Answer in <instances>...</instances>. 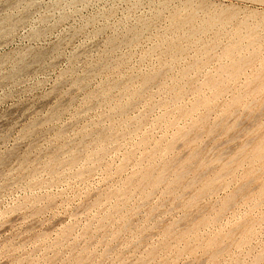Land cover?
I'll return each mask as SVG.
<instances>
[{
	"label": "rangeland",
	"instance_id": "obj_1",
	"mask_svg": "<svg viewBox=\"0 0 264 264\" xmlns=\"http://www.w3.org/2000/svg\"><path fill=\"white\" fill-rule=\"evenodd\" d=\"M0 264H264V0H0Z\"/></svg>",
	"mask_w": 264,
	"mask_h": 264
},
{
	"label": "bare ground",
	"instance_id": "obj_2",
	"mask_svg": "<svg viewBox=\"0 0 264 264\" xmlns=\"http://www.w3.org/2000/svg\"><path fill=\"white\" fill-rule=\"evenodd\" d=\"M212 20H213V19H212ZM142 28H143V27H142ZM257 29H258V28H257ZM257 29H256V30H257ZM144 32H145V31H144ZM143 34H144V33H143ZM233 46H234V45H233ZM42 55H43V54H42ZM27 66H28V65H27ZM235 73H236V72H235ZM146 90H147V89H146ZM177 91H178V90H177ZM152 107H153V106H152ZM87 154H88V153H87ZM185 173H186V172H185ZM193 201H194V200H193ZM106 216H107V215H106ZM215 257H216V256H215ZM260 259H261V258H260Z\"/></svg>",
	"mask_w": 264,
	"mask_h": 264
}]
</instances>
